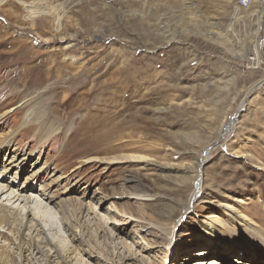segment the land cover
<instances>
[{
	"label": "rangeland",
	"instance_id": "obj_1",
	"mask_svg": "<svg viewBox=\"0 0 264 264\" xmlns=\"http://www.w3.org/2000/svg\"><path fill=\"white\" fill-rule=\"evenodd\" d=\"M11 159L0 185L52 193L61 253L25 240L24 264H263L264 0H0V175Z\"/></svg>",
	"mask_w": 264,
	"mask_h": 264
},
{
	"label": "bare ground",
	"instance_id": "obj_2",
	"mask_svg": "<svg viewBox=\"0 0 264 264\" xmlns=\"http://www.w3.org/2000/svg\"><path fill=\"white\" fill-rule=\"evenodd\" d=\"M227 127H225V129ZM13 164H14L13 160L11 159L8 162V166L3 167L1 171V175H0L2 178H4V175L6 174L8 170H10L9 168L12 167ZM14 181L15 179L12 178V180L8 182L15 184L16 182ZM32 184H33V180L31 183L30 181H27V182L20 184V186L14 189L11 188L12 187L11 184L6 185V186L0 185V227L4 229V230H1L2 232L1 237L3 238V235L6 234L4 232L6 231L14 234L16 241L13 244L14 245L13 249L15 250L14 253L17 255L16 257H18L19 259L18 264H24L23 263L24 255L29 250V248H27V246L25 245V242H24L25 240L26 241L28 240L29 242H31V244L34 246L35 249H40L41 245L46 246L49 244L55 247V252L57 253L58 251L60 252V249L57 248L56 244L51 243V242H54L55 240L53 238L51 239V242H50V239L48 240V237L45 234L46 227H42L41 225L42 223L40 224V222H44V223L47 222L48 216L51 218L50 216L51 208L49 207V204L53 202V195L52 193L49 195H46V193L44 194V192H46V188L43 186L37 189V190H41L38 192H42V193H39L37 195L41 197L43 200L39 199L38 197L32 194H28L27 193L29 191L28 189L30 190L32 189ZM199 186L200 184L198 185L196 192H194L195 196L198 194ZM47 192H50V191H47ZM96 192L98 191H95V193ZM3 194H6V195L2 197ZM135 196L142 197V196H147V194L146 195L137 194ZM15 203H17L16 206H14ZM238 203L242 205L245 203V201L243 199H237V204ZM86 207L89 208L90 210L95 211V209L92 208V205L90 204H87ZM227 207H229L230 216L233 217V219L237 220L241 225H243V223L246 220H248L247 216L244 215L239 208H236L231 204L227 205ZM18 215H21V221H19ZM206 223L207 225H205L206 226L205 233L208 235L209 238H211V240L213 241V244L215 246L219 245V247L222 246L223 248H226L225 247L226 245L222 243L221 238L218 236L219 229L223 227L221 220H219V218L215 214L212 213L207 216ZM16 224H18L19 226L18 228L15 227ZM148 226L153 229H157L155 226H152L150 224ZM248 228H251L253 231L254 229L258 231L256 228H253V226H250L249 223H248ZM4 240H7V239H4ZM202 243H204V241ZM248 246L253 249V251L249 252V254L251 253L253 258H255L256 260L258 256H257V253L255 252L254 247L251 244H249ZM231 248H233V245ZM74 250L75 249L72 248L70 252H73ZM38 251L39 250H37V252ZM163 252H164V256L161 259V264L167 263V256H165L167 253V250L163 249ZM210 253L211 252L209 250L208 251L199 250V251H196L195 254H192L191 256L192 257H198V256L207 257L210 255ZM58 254L60 255L61 253H58ZM3 257L6 258L5 261L8 263L10 258L8 257L7 246L5 245V243H0V258L3 259ZM210 260L211 259L194 260L192 261V264H214L213 261H210ZM25 261H26V258H25ZM251 261L252 262H249L248 264H257L256 261L253 262L254 259H251Z\"/></svg>",
	"mask_w": 264,
	"mask_h": 264
},
{
	"label": "built area",
	"instance_id": "obj_3",
	"mask_svg": "<svg viewBox=\"0 0 264 264\" xmlns=\"http://www.w3.org/2000/svg\"><path fill=\"white\" fill-rule=\"evenodd\" d=\"M241 5H246V0H241Z\"/></svg>",
	"mask_w": 264,
	"mask_h": 264
}]
</instances>
